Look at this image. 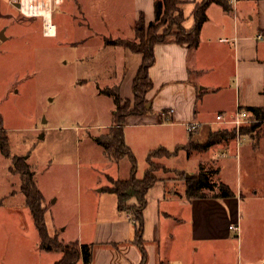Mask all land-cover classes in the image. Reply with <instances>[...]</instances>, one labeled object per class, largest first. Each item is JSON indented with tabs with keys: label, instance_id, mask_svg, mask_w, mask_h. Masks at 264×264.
Returning a JSON list of instances; mask_svg holds the SVG:
<instances>
[{
	"label": "crops",
	"instance_id": "0c3cea01",
	"mask_svg": "<svg viewBox=\"0 0 264 264\" xmlns=\"http://www.w3.org/2000/svg\"><path fill=\"white\" fill-rule=\"evenodd\" d=\"M65 1L60 0L59 4L63 5ZM178 1V7L185 16L184 27L190 28L194 20L193 7L201 0ZM153 2L154 0H73L72 7H69V12L71 10L78 14L74 15V20L83 36L70 39L71 44H82L85 41L87 44V40L91 39L99 42L95 47H99L98 51L104 52L105 57L101 64L110 66L113 71L114 67L111 65L114 60H110V57H120V68L117 71L123 73V80L117 87L123 100L133 99L132 81L142 56L124 46L108 44L106 41L131 39L134 36V24L140 14L143 15L145 24L154 18ZM229 2L232 9L228 11L217 3L206 7L207 18L199 31L197 47L190 48L187 44H179L173 40L154 46L155 61L148 70L153 87L147 94L151 111L140 116L129 115L125 117L123 125L124 141L135 159L146 157L157 146L171 152L175 146L184 145L189 137L202 142L211 131L230 128L228 120L237 107L263 105L264 0ZM55 28L53 36L57 37L60 33L66 35L58 26ZM260 34L261 37H257ZM218 112L225 115V121H215ZM186 122H197L198 127L193 132H187ZM12 156L15 155L4 156L7 186L4 193H0V205L4 200L15 201L20 189L18 175H14L8 168ZM170 157H160L156 162L165 164L173 171H185L184 168L167 165L165 161ZM192 157H197L199 165L189 174L197 173L201 166L214 169L217 171L214 177L227 185L234 195L187 198L185 180H181L176 174L165 177L157 173L158 181L146 192V205L143 208L144 264H192L193 259L190 258L193 256L190 253L197 251L199 247L197 245L194 249V244L224 241L231 232L240 233L242 215L239 210L244 197L251 196V201L258 199V196L264 198V120L254 133L240 134L239 137L235 134L231 141L218 142L202 152L186 154V158ZM130 168L131 165L126 166V176H109V180L126 179ZM225 170L232 176L230 179L225 175ZM102 190L104 189L99 191ZM103 193L97 192L86 197L80 208L78 204L77 231L71 235L69 233L66 241L60 239L66 226L62 227L61 233L54 231L49 235L57 236L62 242L92 244L91 264H140L142 254L138 244L133 241L131 214L116 208L117 198L114 193L107 191L106 196ZM135 202V198L128 200V204ZM21 203L25 204V200ZM230 225H236L237 228L230 229ZM38 241L39 237L36 244ZM179 242L181 245L177 246ZM36 247L40 248L39 244ZM40 250L44 254L45 250ZM6 251L0 250L7 255ZM60 257L61 255L52 260L51 264ZM10 260L14 262L13 259ZM76 264L84 262L80 259Z\"/></svg>",
	"mask_w": 264,
	"mask_h": 264
},
{
	"label": "rangeland",
	"instance_id": "374dc122",
	"mask_svg": "<svg viewBox=\"0 0 264 264\" xmlns=\"http://www.w3.org/2000/svg\"><path fill=\"white\" fill-rule=\"evenodd\" d=\"M72 5L73 0H66L55 6L52 22L66 37L62 33L51 37L43 36L40 18L25 17L7 0H0V32L5 36L0 38V115L5 135L12 155H28L33 178L45 198L43 204H47L46 228L51 235L61 233L66 226L60 235L62 241L77 231L78 204L80 208L86 197L97 192L106 196L107 191L99 190L111 185L109 176H126L125 168L131 165L127 156L119 162L109 160L94 139L111 123L115 103L99 88L118 86L123 80V73L117 71L120 57H110L114 72L101 64L105 57L95 47L99 42L70 43V39L83 37L74 20L78 14L69 12ZM179 151L165 163L186 172L160 163L164 168L156 174H176L184 180L183 176L199 165L197 157L186 158V152ZM4 162L0 154V193L7 186ZM136 164L137 177L141 178L147 167L145 157L137 158ZM225 175L232 177L227 170ZM22 195L19 189L15 201L4 200L0 205V250L8 253L0 252V264H51L61 253L43 254L36 247L38 232L28 207L21 203L25 200ZM257 198L251 201L247 196L241 202L240 233L233 231L224 241L194 244V249L199 247L190 253L191 263L263 264L264 198Z\"/></svg>",
	"mask_w": 264,
	"mask_h": 264
},
{
	"label": "trees",
	"instance_id": "16d2710c",
	"mask_svg": "<svg viewBox=\"0 0 264 264\" xmlns=\"http://www.w3.org/2000/svg\"><path fill=\"white\" fill-rule=\"evenodd\" d=\"M217 3L225 11L232 9L229 0H201L193 7V25L185 28L183 21L185 19L183 11L178 7V0H154L153 10L154 18L145 24L143 15L134 24V37L107 39L106 43L120 45L128 48L133 53H140L142 56L141 64L136 71L132 81L133 99H122L117 86H108L100 90L101 93L110 95L115 103V109L111 117L112 122L107 130L94 137L95 141L101 145L105 156L110 160L119 162L124 157H129L131 168L126 179H111V185L104 190L114 193L117 198L116 208L120 211L129 212L131 221L134 225L133 241L138 244L141 250L144 264L146 260L145 250L142 240L143 235V208L146 205V192L157 181L156 172L164 168L160 163L154 161L160 157H170L179 150H184L187 155L192 152H202L222 141H231L235 137L236 130L233 127L221 128L211 131L208 137L199 142L189 137L184 145L175 146L173 151L167 148L157 146L156 149L150 150L146 157V169L141 178L136 177L137 164L132 150L124 141L123 125L125 117L140 116L151 111V106L147 107L149 99L147 94L152 90V81L149 76V68L155 61L154 46L159 43H166L173 40L179 44H187L190 48H195L199 44V31L202 23L206 20V7L209 4ZM264 98V87L262 89ZM253 115L257 122L250 123L240 128L241 134L254 133L256 128L264 120V103L261 107L247 106L243 107ZM4 122L0 115V153L5 157H10L8 139L5 135ZM28 155H15L11 157L9 169L12 173L19 175L20 190L25 198V204L31 213L35 229H37L41 249L45 251H57L61 257L54 264H76L80 259L84 264H91L93 245L83 243L78 244L76 241L62 242L57 236H50L45 224L46 207L43 204L44 198L33 178V171L27 162ZM217 171L200 167L197 173L191 174L185 180V193L187 198H204L211 195L214 198L230 197L233 192L227 185L214 176ZM215 191V192H214ZM210 193V194H208ZM212 193V194H211ZM130 198H135L134 204H128ZM162 264V263H161Z\"/></svg>",
	"mask_w": 264,
	"mask_h": 264
},
{
	"label": "built area",
	"instance_id": "2783aa9c",
	"mask_svg": "<svg viewBox=\"0 0 264 264\" xmlns=\"http://www.w3.org/2000/svg\"><path fill=\"white\" fill-rule=\"evenodd\" d=\"M12 5L15 6L19 14L25 17H38L41 19V29L43 35L53 36L56 32L54 23L52 22L53 10L55 6L60 3V0H9ZM257 37H261V34ZM226 40V39H223ZM165 116V114L163 113ZM226 117L224 114L218 112L215 116V121L223 122ZM257 122V119L253 117L243 107L239 106L234 111L228 123L236 130V136H240V128L247 126L250 123ZM198 127L197 122H186L185 130L187 132H193ZM230 229L235 230L237 226L230 225Z\"/></svg>",
	"mask_w": 264,
	"mask_h": 264
},
{
	"label": "water",
	"instance_id": "95a60500",
	"mask_svg": "<svg viewBox=\"0 0 264 264\" xmlns=\"http://www.w3.org/2000/svg\"><path fill=\"white\" fill-rule=\"evenodd\" d=\"M0 38L1 39H4L5 38L3 31L0 32ZM149 105H150V103L147 104V107H149ZM190 176H191V174H189V173L188 174H185V178H187V179Z\"/></svg>",
	"mask_w": 264,
	"mask_h": 264
}]
</instances>
